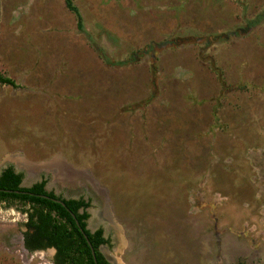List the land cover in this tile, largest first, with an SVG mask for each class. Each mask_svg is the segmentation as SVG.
<instances>
[{"label": "rangeland", "instance_id": "1", "mask_svg": "<svg viewBox=\"0 0 264 264\" xmlns=\"http://www.w3.org/2000/svg\"><path fill=\"white\" fill-rule=\"evenodd\" d=\"M74 2L0 0V171L87 195L115 264H264V0ZM25 218L0 264H54Z\"/></svg>", "mask_w": 264, "mask_h": 264}, {"label": "trees", "instance_id": "2", "mask_svg": "<svg viewBox=\"0 0 264 264\" xmlns=\"http://www.w3.org/2000/svg\"><path fill=\"white\" fill-rule=\"evenodd\" d=\"M65 3L67 8L76 14L77 27L84 30V19L80 8L74 0H65ZM233 34L235 36L237 32L234 31ZM221 37L223 38L212 41L208 37V41L206 40L207 43H205L209 46L210 43L215 44L217 41L228 40L227 38L224 39L228 37L227 35H221ZM177 38L178 43H188L192 40L186 36H178ZM214 60L212 65L214 68H218ZM0 83L17 86L13 78L4 75L1 71ZM24 178L25 172L23 170L17 169L12 163L7 164L0 173V202H3L6 207L15 206L26 215L23 226L25 227V246L28 250L54 248L53 261L56 264H113L100 250L102 244L111 242L110 237L104 235L103 226L94 231L88 227L90 198L86 199L83 196L63 198L61 195L58 196L53 190L48 191L46 189L48 182L46 176L31 186L23 185ZM42 195L62 199L66 206ZM68 208L74 212L75 217ZM88 240L91 244L88 243ZM91 246L95 250V255H93Z\"/></svg>", "mask_w": 264, "mask_h": 264}, {"label": "flooded vegetation", "instance_id": "3", "mask_svg": "<svg viewBox=\"0 0 264 264\" xmlns=\"http://www.w3.org/2000/svg\"><path fill=\"white\" fill-rule=\"evenodd\" d=\"M7 165H5L4 167H6ZM3 167V168H4ZM3 168L1 169V171L3 170ZM1 171H0V173H1ZM43 177H45V174H43L41 177H40V179L39 180H36L35 182H38V181H41L42 179H43ZM64 179H68V177H65L64 176ZM35 182H33L32 184H34ZM31 184V185H32ZM47 184H48V182H47ZM47 184H46V189L48 190V191H52V189H49V188H47ZM24 185V184H23ZM31 185H25V186H31ZM54 191V190H53ZM55 192V191H54ZM55 194L56 195H61L63 198H79L80 196H83L84 198H86V199H88L89 197L87 196V195H84V194H80L79 196H65V195H63V194H58L57 192H55ZM86 194V193H85ZM90 208V207H89ZM88 208V211H89V213H90V209ZM25 221H26V218H25ZM88 227L92 230V231H94V230H96L97 228H99L100 226H98V227H96V228H91L90 226H89V221H88ZM24 229H25V227L22 225V227H21V240H19V246H20V248L21 247H23V249H24V251H26V252H38V251H43V250H45V249H37V250H34V251H30V250H28V248L25 246V236H24ZM104 235L107 237V235L105 234V230H104ZM14 241H16V238L15 237H11V235H10V238L8 239V242L10 243V246H11V244L14 242ZM103 245H105V244H102L101 246H100V250H101V252L105 255V257L110 261V262H112L113 264H115L114 262H113V260L112 259H110L106 254H105V252H103V250H102V246ZM47 249H53L54 250V253H53V256H52V259H53V257H54V254H55V249L54 248H47ZM53 263L54 264H56L54 261H53Z\"/></svg>", "mask_w": 264, "mask_h": 264}, {"label": "crops", "instance_id": "4", "mask_svg": "<svg viewBox=\"0 0 264 264\" xmlns=\"http://www.w3.org/2000/svg\"><path fill=\"white\" fill-rule=\"evenodd\" d=\"M25 160V161H24ZM22 159L21 161H20V163H21V165H23V166H26L27 165V162L29 161V160H26V159ZM55 160H57L58 162H57V164H58V166L59 167H62V168H65L66 169V166L65 165H68V163L67 162H65V160H63L62 158H58V159H55ZM70 165V164H69ZM48 167H53V166H49L48 165ZM19 170H22V169H19ZM47 177V176H46Z\"/></svg>", "mask_w": 264, "mask_h": 264}, {"label": "water", "instance_id": "5", "mask_svg": "<svg viewBox=\"0 0 264 264\" xmlns=\"http://www.w3.org/2000/svg\"><path fill=\"white\" fill-rule=\"evenodd\" d=\"M17 192H19V191H17ZM42 196H45V197H47V198H51L52 200L61 203L63 206H66V203H65L62 199L55 198V197H50V196H48V195H42ZM68 210H69V211L71 212V214L75 217L74 212H73L71 209H69V208H68ZM85 235H86V234H85ZM86 237H87V235H86ZM87 239H88V238H87ZM88 243L91 244L89 240H88ZM91 248H92L93 255H95V250H94L93 246H91Z\"/></svg>", "mask_w": 264, "mask_h": 264}]
</instances>
